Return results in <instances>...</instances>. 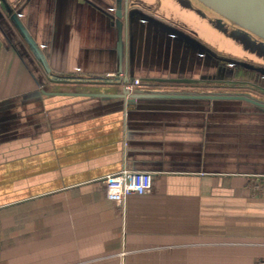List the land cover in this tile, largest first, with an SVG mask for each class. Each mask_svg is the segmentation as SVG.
Masks as SVG:
<instances>
[{
  "label": "crops",
  "instance_id": "crops-1",
  "mask_svg": "<svg viewBox=\"0 0 264 264\" xmlns=\"http://www.w3.org/2000/svg\"><path fill=\"white\" fill-rule=\"evenodd\" d=\"M10 3L50 74L0 4V264L264 262V113L122 96L134 78L212 90L213 59L149 25L123 36L121 57L115 0ZM123 168L151 172L153 187L122 206L106 177Z\"/></svg>",
  "mask_w": 264,
  "mask_h": 264
},
{
  "label": "water",
  "instance_id": "water-1",
  "mask_svg": "<svg viewBox=\"0 0 264 264\" xmlns=\"http://www.w3.org/2000/svg\"><path fill=\"white\" fill-rule=\"evenodd\" d=\"M11 1V0H10ZM9 0H0L8 19L6 22L20 36L21 43L30 51L34 58L42 65L46 73L50 74L48 59L38 42L31 35L30 31L22 20L21 11L15 9ZM167 3L168 0H162ZM156 1L151 0H115V7L110 8L111 23L118 31V50L121 57L123 54V36L131 38L135 28L140 25H149L171 37L182 41L191 49L198 51L201 55L213 59L215 64V79L209 82L212 90H188L171 89V84L200 85V80L193 79H144L145 82H152L155 85L150 88L136 89L129 94L123 91L122 96L129 101L136 99H203L208 101L234 100L245 102L264 113V41L252 38L250 45L239 37L233 42L242 53L248 55V59L235 58L216 53L203 41L198 39L185 25L174 20L167 19L155 5ZM160 2V1H159ZM173 3V2H172ZM254 4L255 12L258 10L264 14V0ZM175 5V4H174ZM172 6V5H171ZM252 7V6H251ZM248 11L251 14L252 8ZM248 17V16H246ZM0 18L5 19L4 13L0 11ZM252 20V18H251ZM257 23L254 32L260 33L264 38V17ZM121 70V68H120ZM122 72V71H121ZM128 80V79H127Z\"/></svg>",
  "mask_w": 264,
  "mask_h": 264
},
{
  "label": "rangeland",
  "instance_id": "rangeland-1",
  "mask_svg": "<svg viewBox=\"0 0 264 264\" xmlns=\"http://www.w3.org/2000/svg\"><path fill=\"white\" fill-rule=\"evenodd\" d=\"M153 1H156L155 5L162 13L165 10L179 20H192L188 29L218 54L236 58L246 56L244 58L248 59V55L239 51L231 41L239 37L250 45L249 36L264 41L260 33L254 32L257 31L255 22H260L264 14L254 10L251 20L243 10L254 4L259 5L263 0H168L167 3L162 0ZM174 4L177 8L171 9Z\"/></svg>",
  "mask_w": 264,
  "mask_h": 264
},
{
  "label": "built area",
  "instance_id": "built-area-1",
  "mask_svg": "<svg viewBox=\"0 0 264 264\" xmlns=\"http://www.w3.org/2000/svg\"><path fill=\"white\" fill-rule=\"evenodd\" d=\"M140 86L141 79L139 78L123 81V88L129 94L134 93L136 89H140ZM152 187L153 176L149 171L123 168L118 173L106 177L107 198L122 206L125 204L127 197L132 193H147L152 190ZM259 264H264V262Z\"/></svg>",
  "mask_w": 264,
  "mask_h": 264
},
{
  "label": "flooded vegetation",
  "instance_id": "flooded-vegetation-1",
  "mask_svg": "<svg viewBox=\"0 0 264 264\" xmlns=\"http://www.w3.org/2000/svg\"><path fill=\"white\" fill-rule=\"evenodd\" d=\"M253 7H254V5H252V9L251 10H255V8L253 9ZM243 10H244V14L246 15V16H248V18L249 17H254V16H250V14L248 15V11L250 10V8L249 7H245V8H243ZM251 14H254L252 11H251ZM256 14V13H255Z\"/></svg>",
  "mask_w": 264,
  "mask_h": 264
}]
</instances>
